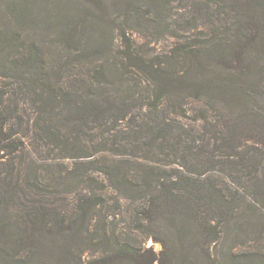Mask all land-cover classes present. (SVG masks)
<instances>
[{"label": "trees", "instance_id": "trees-1", "mask_svg": "<svg viewBox=\"0 0 264 264\" xmlns=\"http://www.w3.org/2000/svg\"><path fill=\"white\" fill-rule=\"evenodd\" d=\"M184 1L0 0V264H264V0ZM10 93L75 160L56 192Z\"/></svg>", "mask_w": 264, "mask_h": 264}, {"label": "rangeland", "instance_id": "rangeland-1", "mask_svg": "<svg viewBox=\"0 0 264 264\" xmlns=\"http://www.w3.org/2000/svg\"><path fill=\"white\" fill-rule=\"evenodd\" d=\"M190 2L191 1L185 0L178 5V7L185 5L189 9L188 4H191ZM179 11L181 12V10ZM135 39L138 44L147 42L149 46L158 53L167 52L175 44V41L172 38L150 40L136 35ZM116 44L119 46L120 41H117ZM8 84V80L0 77V87L7 88ZM5 105L13 109H17L16 105H19L16 114L22 117L21 119L16 118L11 121V128H13L16 133L15 137L22 146V152L16 154V165L21 166V168L24 169L25 167L27 168L28 165L34 166L35 163V165L39 166L43 178L42 181L45 182L46 185L51 186L50 188H47V190H49V192H56L58 189L55 182L51 179L50 174H53L54 171H57L60 168L72 169L75 160L72 158H65L64 151H61L50 139L43 136V133L38 129L36 124L37 114L34 110L33 103L27 96L23 94H11ZM201 108H203L202 103L190 100L187 106V114L190 118L185 121L195 127H199L201 122L193 121L192 117H194ZM61 195L54 193L51 198L52 200H59ZM113 195L115 194L113 193ZM62 196L67 198V201H65L67 204H70L73 200L71 194ZM121 202L123 205L121 219L127 220V212L130 210V202L123 198L121 199ZM148 244L149 246H153L157 251H160L162 248L159 243H155L153 240H150Z\"/></svg>", "mask_w": 264, "mask_h": 264}]
</instances>
